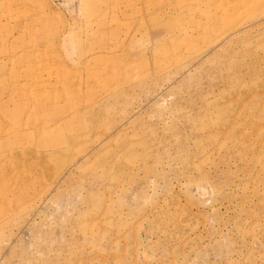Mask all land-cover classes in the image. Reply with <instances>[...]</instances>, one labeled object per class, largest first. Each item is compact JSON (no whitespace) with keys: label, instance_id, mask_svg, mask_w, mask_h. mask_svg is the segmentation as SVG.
Returning a JSON list of instances; mask_svg holds the SVG:
<instances>
[{"label":"rangeland","instance_id":"1","mask_svg":"<svg viewBox=\"0 0 264 264\" xmlns=\"http://www.w3.org/2000/svg\"><path fill=\"white\" fill-rule=\"evenodd\" d=\"M0 264H264V0H0Z\"/></svg>","mask_w":264,"mask_h":264},{"label":"bare ground","instance_id":"2","mask_svg":"<svg viewBox=\"0 0 264 264\" xmlns=\"http://www.w3.org/2000/svg\"><path fill=\"white\" fill-rule=\"evenodd\" d=\"M98 6H99V5H98ZM98 6L95 7V8L92 7V11L94 12V15H97V16H98V14H99V12H100V9H101V7H98ZM98 8H100V9H98ZM223 10L225 11V9H223ZM22 12L25 13V11H22ZM228 16H230V14H229V13H225L224 16H223L221 19L224 18V19L226 20ZM214 18H215V20H217V19H220V16L217 15V16L214 17ZM214 18H213L212 16H209V17H208V19H209V21H210V24L212 23V20H213ZM27 23H29V22H27ZM204 29H205V28H204ZM204 29H203V30H204ZM104 32H107V31L105 30ZM105 36H107V35H105ZM49 150H50V149H49Z\"/></svg>","mask_w":264,"mask_h":264}]
</instances>
